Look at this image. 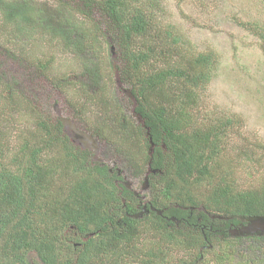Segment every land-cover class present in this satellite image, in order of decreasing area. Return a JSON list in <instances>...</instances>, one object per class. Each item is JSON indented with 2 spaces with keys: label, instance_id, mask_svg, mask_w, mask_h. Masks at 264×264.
<instances>
[{
  "label": "rangeland",
  "instance_id": "374dc122",
  "mask_svg": "<svg viewBox=\"0 0 264 264\" xmlns=\"http://www.w3.org/2000/svg\"><path fill=\"white\" fill-rule=\"evenodd\" d=\"M59 1L66 0H35L37 7L51 17L52 25L59 22L54 17ZM129 2L132 10L141 7L147 22L146 33L132 43L136 50L140 46L146 51L152 48L153 56L147 66L143 64L144 72L186 65L185 61L198 55L211 56L209 79L205 86L194 89L200 96L195 109L189 104L191 113L204 119L229 120L217 159L221 166L217 167L229 169L227 180L236 189L258 190L264 182V39L259 34L264 31V0ZM75 11L80 21L87 22ZM92 18L107 33L97 30L94 39L81 48L66 46L62 37L40 31L42 28L29 37L23 33L15 36V24L5 22L0 14V128H5L3 135L6 133L9 142L4 152L13 155L26 142L30 146L38 141L44 145L46 134L32 112L43 116L52 132L60 119L61 132L86 150L90 167L97 163L117 170L124 178L119 181L128 189L144 200H153L160 193L153 171H149L147 162L134 159L145 157L148 149L143 153V142H122L121 135L115 133L120 129L118 124H128L133 131L144 126L135 110L132 88L138 75L127 71L126 56H120L125 54L124 48L102 9L92 13ZM112 50L117 55L112 57ZM177 85L171 76L158 93L175 94ZM10 88L20 96L15 104L5 97L4 92ZM156 96L153 94L151 99ZM144 131L143 140L149 137L146 127ZM54 137L51 146L45 145V155L60 153L59 139L64 136L59 133ZM143 214L150 219L136 222L139 238L128 247L118 248L122 260L111 256L105 264H264V239H259L264 233V218L249 219L247 226L229 230L231 238L226 240L218 235L217 241L202 248L200 255L199 250L184 245L191 244V238L197 235L186 232H193L195 227L177 228V239L184 242L178 246L166 241L156 229L153 214L144 211L139 218ZM183 232L192 237L186 238ZM146 252L149 255L144 262L142 254ZM66 254L62 253V260ZM29 261L36 264L37 256L32 254Z\"/></svg>",
  "mask_w": 264,
  "mask_h": 264
},
{
  "label": "trees",
  "instance_id": "16d2710c",
  "mask_svg": "<svg viewBox=\"0 0 264 264\" xmlns=\"http://www.w3.org/2000/svg\"><path fill=\"white\" fill-rule=\"evenodd\" d=\"M129 5V0L59 1L54 14L57 25L50 23L51 17L37 7L35 0H0V14L5 22L15 24V36L23 33L29 37L42 28L40 31L62 37L66 46L83 48L97 30L107 33L92 18V13L102 9L124 48L125 54L120 56H126L127 71L138 75L132 88L136 113L144 120V126L134 131L128 124H118L120 129L115 133L121 135L122 142H143V153L148 149L145 157L134 159L150 165L160 187L159 195L146 208L155 216L152 221L156 229L166 241L180 246L184 242L177 239L179 224L194 226L193 232H186L197 234L195 237L183 232L192 239L191 244L184 245L199 250L197 254L201 255L202 248L217 241L218 235L222 240L230 237V225L264 218V182L258 190L236 189L227 180L229 169L217 167L221 166L217 159L229 120L204 119L191 113L190 105L195 109L200 96L194 89L205 86L209 79L211 56L198 55L185 61L186 65L144 72L143 64L147 66L153 56L152 48L146 51L140 46L136 50L132 43L146 33L147 22L140 6L132 10ZM73 11L83 14L87 22L80 21ZM259 34L264 39V31ZM114 55L116 51L112 50ZM171 76L177 80V92L158 93ZM4 93L12 104L20 98L11 88ZM153 94L157 95L155 100L151 99ZM32 116L46 134L43 146L40 141L33 146L26 142L17 153L7 155L4 149L9 147L8 137L3 135L5 128H0V264H31L27 257L31 251L38 253L43 264H105L111 256L122 260L118 248L132 245L140 236L138 219L132 217L140 213L136 196L119 181L123 177L116 170L97 163L90 167L86 150L61 132L60 119L53 133L43 116L35 111ZM145 127L149 137L143 140ZM59 133L64 136L59 139L60 153L45 155V145L51 146ZM259 239H264V234ZM62 253L66 259L62 260ZM73 255L75 258H71ZM142 255L145 262L149 253Z\"/></svg>",
  "mask_w": 264,
  "mask_h": 264
},
{
  "label": "flooded vegetation",
  "instance_id": "af4514ba",
  "mask_svg": "<svg viewBox=\"0 0 264 264\" xmlns=\"http://www.w3.org/2000/svg\"><path fill=\"white\" fill-rule=\"evenodd\" d=\"M149 171L150 172H152V170H150V168H149ZM116 172H117V174L119 175V176H122L120 173H118V171L116 170ZM152 173H155V172H152ZM148 174H150L149 172L147 173V177H148ZM146 177V178H147ZM124 179V178H123ZM135 196H136V199H137V201H138V203H137V201H136V207H138V212L140 211V213L139 214H135V215H133L132 217L134 218V219H138V221L139 220H145V216H147V215H142V216H140L141 218H139V215L140 214H142L144 211H148L146 208L148 207L147 205H148V203L150 202V201H153V200H144L143 199V197H139L138 195H136L135 194V192L133 191V190H131V189H129ZM142 207V208H141ZM149 208H151V209H153L152 207H151V205H150V207ZM154 211H155V209H153ZM149 212V211H148ZM150 213V212H149ZM212 218H216V217H212ZM260 218V217H259ZM218 219V218H217ZM250 219H252V218H250ZM174 221H175V224H179V221L178 220H175L174 219ZM198 221H199V219H198ZM248 223V222H247ZM198 223H196L195 225H197ZM203 224H208V223H203ZM179 225H182V224H179ZM208 225H210V226H213L211 223L210 224H208ZM182 226H184V225H182ZM243 226H247V224L246 225H236V226H234V225H230L229 227H228V232H229V230L231 231V230H233L234 228H236V229H238V228H241V227H243ZM185 227H188L187 225L185 226ZM190 227V226H189ZM192 227H194V226H192ZM264 233H262L261 235H259V236H262ZM229 235H230V233H229ZM207 245V244H206Z\"/></svg>",
  "mask_w": 264,
  "mask_h": 264
},
{
  "label": "water",
  "instance_id": "95a60500",
  "mask_svg": "<svg viewBox=\"0 0 264 264\" xmlns=\"http://www.w3.org/2000/svg\"><path fill=\"white\" fill-rule=\"evenodd\" d=\"M31 253H32L33 255L37 256V260L40 261V257L38 256V253H37L36 251H31V252L27 255V257L29 258L28 260H30V257H31V255H32ZM41 263H43V262H41Z\"/></svg>",
  "mask_w": 264,
  "mask_h": 264
},
{
  "label": "clouds",
  "instance_id": "9594fccd",
  "mask_svg": "<svg viewBox=\"0 0 264 264\" xmlns=\"http://www.w3.org/2000/svg\"><path fill=\"white\" fill-rule=\"evenodd\" d=\"M29 253H30V252H29ZM38 256H39V255H38ZM38 262H40V263H41V262H42V261H41V259H40V261H38ZM42 264H43V263H42Z\"/></svg>",
  "mask_w": 264,
  "mask_h": 264
}]
</instances>
